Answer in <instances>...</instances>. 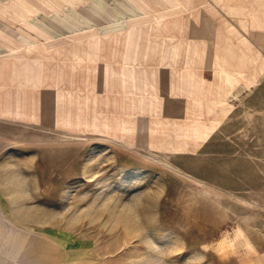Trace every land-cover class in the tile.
<instances>
[{"label": "rangeland", "instance_id": "374dc122", "mask_svg": "<svg viewBox=\"0 0 264 264\" xmlns=\"http://www.w3.org/2000/svg\"><path fill=\"white\" fill-rule=\"evenodd\" d=\"M157 4L158 16L147 0L142 15L117 31H125L123 41L109 43L157 44L173 48H159V58H189L220 101L207 139L164 154L92 137L94 109L107 102L96 99L95 108L79 98L84 115H74L71 130L69 115H61V129L30 137L39 146L25 154L7 147L0 156V264H264V115L253 129H231L234 98L228 76L217 71L229 68L217 67L221 58L246 50L217 45L207 22L203 33L176 35L170 45L152 41L151 20L165 10Z\"/></svg>", "mask_w": 264, "mask_h": 264}, {"label": "crops", "instance_id": "0c3cea01", "mask_svg": "<svg viewBox=\"0 0 264 264\" xmlns=\"http://www.w3.org/2000/svg\"><path fill=\"white\" fill-rule=\"evenodd\" d=\"M158 1L165 10L162 20H151L152 41L170 45L176 35L203 33L207 22L217 45L246 50L241 57L221 58L217 67L229 68L217 71L228 76L229 98H234L230 128L253 129L258 115H264V0H194L191 6L189 0H180V9L173 5L175 0H154V16ZM207 2L217 10L206 9ZM146 4L0 0V156L7 147H20L25 154L30 146H39L30 137H44L47 127L61 129V115H69L71 130L74 115H84L77 110L79 98L94 107L96 99L107 102L103 109H94L100 115L93 119L98 124L88 128L92 137H110L140 151L164 154L207 139L208 123L214 120L211 108L217 103L218 113L220 101L213 100L214 90L207 88L189 58H159V48H173L157 44L109 43L123 41L125 31H117L126 28L127 20L140 17ZM97 39L106 45H93ZM256 49L262 58L252 54Z\"/></svg>", "mask_w": 264, "mask_h": 264}]
</instances>
